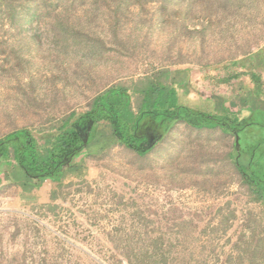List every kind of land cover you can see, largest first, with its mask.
<instances>
[{
	"label": "rangeland",
	"instance_id": "obj_1",
	"mask_svg": "<svg viewBox=\"0 0 264 264\" xmlns=\"http://www.w3.org/2000/svg\"><path fill=\"white\" fill-rule=\"evenodd\" d=\"M202 1L126 0L118 10V0H0V137H50L36 132L53 117L76 119L95 92L159 70L182 106L262 125L247 110L264 106L248 80L218 79L264 59V0L241 15L201 13ZM82 132L84 149L55 181L0 159V264H142L143 253V264H264V203L225 160L237 138L145 122L138 134L152 148L140 157L96 127Z\"/></svg>",
	"mask_w": 264,
	"mask_h": 264
},
{
	"label": "trees",
	"instance_id": "obj_2",
	"mask_svg": "<svg viewBox=\"0 0 264 264\" xmlns=\"http://www.w3.org/2000/svg\"><path fill=\"white\" fill-rule=\"evenodd\" d=\"M118 1L119 10L126 0ZM248 1L255 3L256 0H203L202 3L194 5V8L199 9L201 13L210 12L211 15V13L220 14L230 6L232 10L229 12L241 15L240 12L244 10ZM14 19L12 14L9 21L12 23ZM91 41L89 49L93 50L96 44L105 48L103 42ZM251 49L253 48L248 47V50L240 54L242 56L251 54ZM226 72L222 79H218L217 76L212 78V75L210 78L214 81L218 79L223 84L232 83L241 77L245 78L251 85L253 97L264 102V68L251 64L239 70L228 69ZM167 74V71L159 70L157 75L145 74L139 80L130 82L129 86L121 82L106 86L94 93L88 109L80 117L75 119L73 112L68 115L62 114L58 118L53 117L52 125L36 132V134L50 133L52 134L50 137L38 139L27 128L15 129L2 135L0 159L19 169L22 175L30 180L55 181L69 167L70 160L84 149L82 131L86 126L104 131L108 142L132 150L143 157L152 147L148 146V137L138 134L140 125L145 122L151 124L172 120L199 129L219 128L222 136L237 138L239 148L234 149L237 151L236 156L229 152L225 160L230 162L235 172L247 182L252 200L264 203V132H246L250 125L264 128V121L259 125L250 117L241 119L240 112L239 115L238 112L224 107L220 114L213 115L184 107L178 102L173 80H166ZM206 78L207 76L203 79ZM250 114L264 117V113L258 110ZM243 156L245 160L242 161ZM54 197L55 194H52L51 199ZM146 254L141 255L142 264L147 258Z\"/></svg>",
	"mask_w": 264,
	"mask_h": 264
},
{
	"label": "crops",
	"instance_id": "obj_3",
	"mask_svg": "<svg viewBox=\"0 0 264 264\" xmlns=\"http://www.w3.org/2000/svg\"><path fill=\"white\" fill-rule=\"evenodd\" d=\"M257 59L259 60L258 61V63H254V62H252L253 60H251V62H250V65L251 64H256L257 66H259L260 68H264V65L263 66H261L260 64H261V62H263L264 61V59L263 58H259V56L257 57ZM248 67V66H247ZM251 89V88H250ZM251 91V90H250ZM251 93V95H252V91L250 92ZM178 95V94H177ZM253 96V95H252ZM254 99H256L255 97H254ZM179 101V100H178ZM256 101H260V100H258V99H256ZM247 102L248 101H246V104L244 105L245 107H248V104H247ZM262 102V101H261ZM262 103H264V102H262ZM180 104V103H179ZM253 107V106H252ZM247 110H249V114L251 113V112H253V111H261V112H263L264 113V106H259V105H256L255 106V108H248Z\"/></svg>",
	"mask_w": 264,
	"mask_h": 264
},
{
	"label": "water",
	"instance_id": "obj_4",
	"mask_svg": "<svg viewBox=\"0 0 264 264\" xmlns=\"http://www.w3.org/2000/svg\"><path fill=\"white\" fill-rule=\"evenodd\" d=\"M237 143V142H236Z\"/></svg>",
	"mask_w": 264,
	"mask_h": 264
}]
</instances>
